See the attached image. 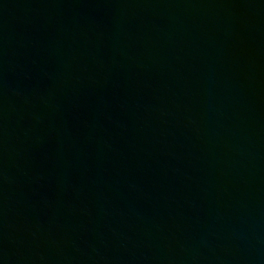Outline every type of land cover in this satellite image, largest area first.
Returning a JSON list of instances; mask_svg holds the SVG:
<instances>
[{"label": "water", "instance_id": "water-1", "mask_svg": "<svg viewBox=\"0 0 264 264\" xmlns=\"http://www.w3.org/2000/svg\"><path fill=\"white\" fill-rule=\"evenodd\" d=\"M0 264H264V0H0Z\"/></svg>", "mask_w": 264, "mask_h": 264}]
</instances>
